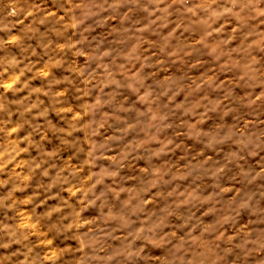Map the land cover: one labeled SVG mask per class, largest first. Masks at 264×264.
Masks as SVG:
<instances>
[{"label":"clouds","instance_id":"obj_1","mask_svg":"<svg viewBox=\"0 0 264 264\" xmlns=\"http://www.w3.org/2000/svg\"><path fill=\"white\" fill-rule=\"evenodd\" d=\"M0 264H264V0H0Z\"/></svg>","mask_w":264,"mask_h":264}]
</instances>
